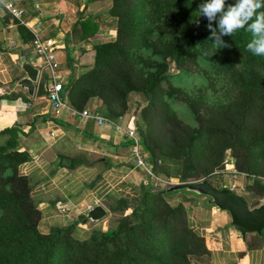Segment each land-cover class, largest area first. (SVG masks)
<instances>
[{"label": "trees", "instance_id": "16d2710c", "mask_svg": "<svg viewBox=\"0 0 264 264\" xmlns=\"http://www.w3.org/2000/svg\"><path fill=\"white\" fill-rule=\"evenodd\" d=\"M235 2L225 0V11ZM202 3L111 0L101 19L114 31V39L92 45L91 67L68 79L62 92L76 112L97 99L105 109L102 117L113 123L126 109V96L140 93L146 99L140 152L156 177L169 183L206 181L230 150L240 159L238 172L250 178L264 197V185L257 181L264 174V56L247 49L253 38L247 26L221 36L228 47L214 46L209 21L198 12ZM218 19L211 22L213 28ZM15 30L22 43L32 42L24 26L17 23ZM169 62L176 74L167 73ZM236 64L245 70L229 76ZM195 73L210 92L234 79L238 97L213 106L201 90L196 97L182 96L174 83ZM5 96L0 95V100L20 98L30 104L18 94ZM36 96L46 99L43 87ZM178 101L183 102L189 124L177 120L171 111V104ZM91 126L92 121H87L85 128ZM18 138L13 126L0 130V264H192L207 255L205 239L193 228L183 205L195 206L201 197L162 194L144 185L136 196L118 198L109 207L119 214L110 229H90L78 238L75 227L84 221L80 215L69 225L40 233V213L31 199L28 179L18 173V167L29 160L17 148ZM169 195L176 197L175 205L166 201ZM245 243L249 248L264 245V227Z\"/></svg>", "mask_w": 264, "mask_h": 264}, {"label": "crops", "instance_id": "0c3cea01", "mask_svg": "<svg viewBox=\"0 0 264 264\" xmlns=\"http://www.w3.org/2000/svg\"><path fill=\"white\" fill-rule=\"evenodd\" d=\"M9 1L20 11V16L13 18L0 5V91L5 95L25 94L22 90H10L11 83L23 76L18 68L19 50L23 51L27 62L38 69V78L46 73L41 64L33 61L32 42L24 44L18 37L17 23L31 34L34 31L41 42L54 46L57 63L54 76L62 78L64 84L87 70L82 66L84 58L79 57L78 61L76 57L71 58L75 51L69 46L79 45L86 52L95 43L114 39V31L101 19L110 8L111 0ZM36 83L31 104L23 103L20 98L0 100V130L13 126L19 136L17 148L29 156V160L18 167V173L27 177L31 199L40 213L38 231L45 234L52 227L69 225L94 204L105 210V216L94 223L77 224L75 235L83 238L90 229L112 228L114 222L110 223L106 214L114 201L136 196L141 185L152 186L147 179L142 180L141 171L124 158L128 146L110 127H98L92 122L91 127L85 128L87 121L71 117L66 110L54 111L49 105L47 109L51 112L45 116L48 111H42L39 105L41 99L36 96ZM42 87L44 89V85ZM97 103L94 99L88 104L94 108ZM52 129H56L57 134L49 139L48 132ZM63 129L68 131L63 132ZM73 149L82 152L83 160L69 165V160L64 159L65 152ZM213 212L215 214L199 213L202 222L192 224L204 237L208 249L207 255L192 264H263L264 246L247 247L229 227L226 217L216 215L219 211ZM250 236L246 235V242Z\"/></svg>", "mask_w": 264, "mask_h": 264}, {"label": "rangeland", "instance_id": "374dc122", "mask_svg": "<svg viewBox=\"0 0 264 264\" xmlns=\"http://www.w3.org/2000/svg\"><path fill=\"white\" fill-rule=\"evenodd\" d=\"M202 1L206 2V0H202ZM75 47L69 46V49H72V51H75L74 55L71 54L72 55L71 58L73 59L74 57H76L77 61H78L79 57L84 58L83 62L81 61L82 66H84L88 70L91 67V64L93 61L92 47L90 48V50L88 48V51H86V52L81 50V47L79 45H75ZM30 48H31V51L33 53V46L31 45ZM69 52H71V51L69 50ZM87 54H89V55H87ZM36 58L37 57L33 58V61L37 62L36 64H38V63L41 64L40 60L38 59L39 60V62H38ZM244 70H245L244 65L242 66L241 64H236L234 70H230L228 75L230 76V74H231V75H235L234 77H236L239 72H243ZM43 73H41V75L39 76L38 81L36 83L37 89L42 88L44 83L47 81L46 73L45 74H43ZM167 73L169 75L176 74V69L171 62L168 63ZM79 75H80V72L78 74L74 75V77H72V78H76ZM58 79H60V78H58ZM231 79L232 78H230L228 80L227 85H225V86L223 85V87H221L219 85L216 87L215 91H211V92H210V90H205V88H206L205 87V81L197 73L193 74L191 77H188L187 79H184L181 82H177L174 84L177 87H179V89L181 90V95L184 97H188V98L196 97L199 94L198 93L199 90H201V93L205 96L208 103L215 106V105L231 103L238 97L237 89L233 85L234 79L233 80H231ZM64 80H65V78L63 77V81ZM59 81L62 84H64V82H62V78ZM0 95L4 96L5 94L2 93V91H0ZM9 95L11 96V95H17V94L12 92L10 94H7V96H5V97L8 98V97H10ZM18 95H20V97H24L25 99H29L30 104L32 103V100H31L32 98H28V96L26 94H23L24 96H21V92H20V94L18 93ZM37 98L41 99V102L39 103V105H40V107H42V111H44V112L46 110L48 111L47 106L49 104L47 103L46 99H44L43 97H37ZM92 100H94V99L89 100V102ZM125 102H126V109L121 114V116L117 120H115L114 123L119 124L121 127L123 126L125 128H127V127L128 128H135V130L137 132V136L140 138L139 131L145 130V126L143 123V117H142V113H143L142 111L146 107V99L140 93L132 92L126 96ZM182 103H183L182 101L175 102L174 104H171L170 108H171V111H172L174 117L177 120H179L182 123H188L189 124L190 120L186 114V110H185L184 105ZM111 107L115 111L118 110L116 105H113ZM90 108H91L90 105L87 104L84 109L89 110V111L97 110L101 116L105 117V115H104L105 109L103 106H100L99 101L94 108H91L92 110ZM50 112H51V110L46 112L45 116H48ZM42 126L46 128L45 125H42ZM62 131L66 132V131H68V129H63ZM226 153H227V156L223 159V161L226 159H230L232 161V165H228L226 167V166H224V162L222 161L220 168H214L206 176V181H208V183L214 188L225 187V188L231 189L235 194H237L239 197H241L246 202L247 206L250 208L257 206L260 203H264V197L260 195L259 190L256 189V187L253 185L252 181H250L249 178L243 176V174L238 172L237 167L239 165L238 162L240 159H237V157L234 155V153L230 150H228ZM65 155H66V157L64 159L69 160V163H70L69 165H73L76 162L83 160V155H82V152L80 150L76 151L75 149H73L71 151L65 152ZM124 158L126 160H128L129 163L133 164V160L130 156L129 146H128V151L124 153ZM233 171H235L236 174ZM141 179L142 180L146 179L145 175L143 173L141 175ZM160 180L162 181V179H160ZM257 181H259L262 185H264V174L261 175L259 178H257ZM155 182H157V181H155ZM177 182H178L177 180H172L170 182V184H176ZM147 183L148 184L150 183L152 188L156 189V190H158V189L162 190L166 186V185L162 184L163 182H157L154 184L153 180H151L150 178H147ZM166 201L168 202L169 205H175L177 202V199L174 195H169L166 197ZM183 205H184V207H186L188 209L189 221L192 224L199 223L200 221L202 222V220L199 216V213H201V212H203V213L206 212L208 214L214 213L213 212L214 210L211 207L205 206L203 198H198L195 206L189 205L187 203H184ZM106 215H107L106 217L108 218V221L110 223L112 222V224H113V222L116 220V218L118 217L119 214L118 213H112L109 210V213H107ZM216 215L226 217V219L229 221L228 215L225 212L219 211V213ZM194 221H195V223H194ZM112 224H111V226H112ZM263 264H264V259H263Z\"/></svg>", "mask_w": 264, "mask_h": 264}, {"label": "water", "instance_id": "95a60500", "mask_svg": "<svg viewBox=\"0 0 264 264\" xmlns=\"http://www.w3.org/2000/svg\"><path fill=\"white\" fill-rule=\"evenodd\" d=\"M18 68L23 76L11 83L10 90H22L28 98H32L39 71L27 62L22 50L18 52ZM158 192L203 198L205 206L211 207L214 211L227 213L229 227L239 235L243 243L246 235H259L264 227V203L250 208L231 189L225 187L215 189L205 180L176 183ZM82 216L84 221L97 222L105 216V210L100 205L94 204L83 211Z\"/></svg>", "mask_w": 264, "mask_h": 264}, {"label": "built area", "instance_id": "2783aa9c", "mask_svg": "<svg viewBox=\"0 0 264 264\" xmlns=\"http://www.w3.org/2000/svg\"><path fill=\"white\" fill-rule=\"evenodd\" d=\"M0 5L13 18L19 19L20 11L15 8L11 1L0 0ZM32 34L34 36V31H32ZM31 44L33 46V54L40 60L41 67L47 73V81L44 84V91L46 94V101L50 108L54 111L66 110L71 117H78L83 121H92L98 127H110L113 133L118 135L124 143L129 144L130 156L133 160V166L135 169L140 170L145 176L153 180L154 184L157 182H163L162 184L164 185L170 184L164 180L161 181L154 175L148 161L140 152V138L137 136L135 128L121 127L119 124L106 120L95 111L84 109L81 112H76L68 106L65 95L62 92L63 84L57 77L54 76L55 69L57 68V63L55 62L53 53L54 46L41 42L36 36L33 37ZM56 132V129L50 130L48 132V138H55L57 134ZM223 162L226 167L228 165H232V161L230 159H226ZM233 172L236 174L235 171Z\"/></svg>", "mask_w": 264, "mask_h": 264}, {"label": "clouds", "instance_id": "9594fccd", "mask_svg": "<svg viewBox=\"0 0 264 264\" xmlns=\"http://www.w3.org/2000/svg\"><path fill=\"white\" fill-rule=\"evenodd\" d=\"M264 0H236L234 5H229L225 11V0H206L199 5L198 12L207 18V29L212 33L214 46L225 48L221 36H231L234 32L247 26V31L252 34V40L247 44V49L257 56H264ZM217 28H213L212 21L217 20ZM251 21V23H249ZM238 66V65H237Z\"/></svg>", "mask_w": 264, "mask_h": 264}]
</instances>
